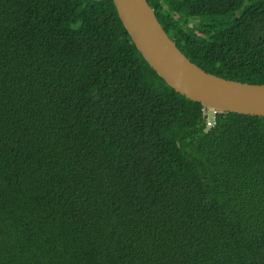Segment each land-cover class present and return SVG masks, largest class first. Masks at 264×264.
I'll list each match as a JSON object with an SVG mask.
<instances>
[{"label":"trees","instance_id":"16d2710c","mask_svg":"<svg viewBox=\"0 0 264 264\" xmlns=\"http://www.w3.org/2000/svg\"><path fill=\"white\" fill-rule=\"evenodd\" d=\"M204 71L264 84V0H148ZM177 93L111 0H0V264H264V117Z\"/></svg>","mask_w":264,"mask_h":264},{"label":"water","instance_id":"95a60500","mask_svg":"<svg viewBox=\"0 0 264 264\" xmlns=\"http://www.w3.org/2000/svg\"><path fill=\"white\" fill-rule=\"evenodd\" d=\"M139 52L177 93L218 112L264 117V84L204 71L169 37L148 0H111Z\"/></svg>","mask_w":264,"mask_h":264},{"label":"built area","instance_id":"2783aa9c","mask_svg":"<svg viewBox=\"0 0 264 264\" xmlns=\"http://www.w3.org/2000/svg\"><path fill=\"white\" fill-rule=\"evenodd\" d=\"M218 111L212 108L204 107L203 109V118L208 129L214 127L217 123Z\"/></svg>","mask_w":264,"mask_h":264}]
</instances>
